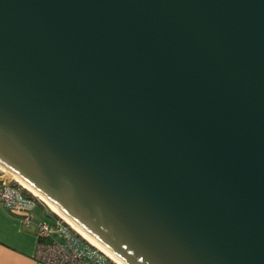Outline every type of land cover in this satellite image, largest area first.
<instances>
[{
  "label": "water",
  "instance_id": "1",
  "mask_svg": "<svg viewBox=\"0 0 264 264\" xmlns=\"http://www.w3.org/2000/svg\"><path fill=\"white\" fill-rule=\"evenodd\" d=\"M0 166L120 264H264V0H0Z\"/></svg>",
  "mask_w": 264,
  "mask_h": 264
},
{
  "label": "built area",
  "instance_id": "2",
  "mask_svg": "<svg viewBox=\"0 0 264 264\" xmlns=\"http://www.w3.org/2000/svg\"><path fill=\"white\" fill-rule=\"evenodd\" d=\"M37 205L48 208L13 177L0 171L1 207L13 213L24 214L25 222L30 223L28 217ZM55 218L56 223L53 226L44 222L36 224V257L39 261L45 264H116L99 249L84 241L56 214ZM55 232L61 236L62 241L56 239Z\"/></svg>",
  "mask_w": 264,
  "mask_h": 264
},
{
  "label": "crops",
  "instance_id": "3",
  "mask_svg": "<svg viewBox=\"0 0 264 264\" xmlns=\"http://www.w3.org/2000/svg\"><path fill=\"white\" fill-rule=\"evenodd\" d=\"M43 208L51 212L53 223L36 216L35 209L28 217L30 223H26L24 214L13 213L0 206V264H45L36 257V224L44 222L53 226L56 218L50 209ZM54 235L57 240L62 241L56 232Z\"/></svg>",
  "mask_w": 264,
  "mask_h": 264
},
{
  "label": "bare ground",
  "instance_id": "4",
  "mask_svg": "<svg viewBox=\"0 0 264 264\" xmlns=\"http://www.w3.org/2000/svg\"><path fill=\"white\" fill-rule=\"evenodd\" d=\"M0 171L5 173V174H10L9 172H7L2 166H0ZM11 175V174H10ZM16 181H18V183H20V185H22V187H24L26 190L30 191L31 193H33V195H35L36 197H38L41 201H43L46 206H48L58 217H60L65 223H67L79 236H81L84 240H86L90 245L94 246L95 248L99 249L102 253H104L109 259H111L113 262H115L116 264H120L118 261H116L115 259H113L111 256H109L105 251H103L101 248H99L98 246H96L91 239H89L87 236H85L83 233H81L77 228H75L70 222H68L60 213H58L56 211V209L51 206L48 202H46L39 194H37L35 191H33L31 188L27 187L26 185H24L22 182H20L17 178L14 177V175L12 176Z\"/></svg>",
  "mask_w": 264,
  "mask_h": 264
},
{
  "label": "rangeland",
  "instance_id": "5",
  "mask_svg": "<svg viewBox=\"0 0 264 264\" xmlns=\"http://www.w3.org/2000/svg\"><path fill=\"white\" fill-rule=\"evenodd\" d=\"M53 212V211H52ZM35 213L36 216L45 219L47 222L53 223V215H51V212H49L48 210H45L43 207H41L40 205H37V208L35 209ZM54 213V212H53ZM67 224V223H66ZM68 225V224H67ZM63 227H65V225L63 224Z\"/></svg>",
  "mask_w": 264,
  "mask_h": 264
},
{
  "label": "clouds",
  "instance_id": "6",
  "mask_svg": "<svg viewBox=\"0 0 264 264\" xmlns=\"http://www.w3.org/2000/svg\"><path fill=\"white\" fill-rule=\"evenodd\" d=\"M12 177V176H11ZM33 194V193H32ZM49 208V207H48ZM50 209V208H49ZM51 210V209H50ZM52 211V210H51ZM55 214V213H54Z\"/></svg>",
  "mask_w": 264,
  "mask_h": 264
},
{
  "label": "trees",
  "instance_id": "7",
  "mask_svg": "<svg viewBox=\"0 0 264 264\" xmlns=\"http://www.w3.org/2000/svg\"><path fill=\"white\" fill-rule=\"evenodd\" d=\"M85 241V240H84Z\"/></svg>",
  "mask_w": 264,
  "mask_h": 264
}]
</instances>
